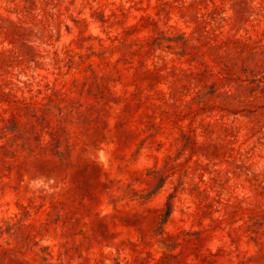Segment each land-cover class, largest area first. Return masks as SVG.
I'll list each match as a JSON object with an SVG mask.
<instances>
[{
	"label": "rangeland",
	"instance_id": "rangeland-1",
	"mask_svg": "<svg viewBox=\"0 0 264 264\" xmlns=\"http://www.w3.org/2000/svg\"><path fill=\"white\" fill-rule=\"evenodd\" d=\"M0 264H264V0H0Z\"/></svg>",
	"mask_w": 264,
	"mask_h": 264
},
{
	"label": "trees",
	"instance_id": "trees-1",
	"mask_svg": "<svg viewBox=\"0 0 264 264\" xmlns=\"http://www.w3.org/2000/svg\"><path fill=\"white\" fill-rule=\"evenodd\" d=\"M171 212H172V204H169V209H168L167 212H166L165 220H167V219L169 218Z\"/></svg>",
	"mask_w": 264,
	"mask_h": 264
}]
</instances>
